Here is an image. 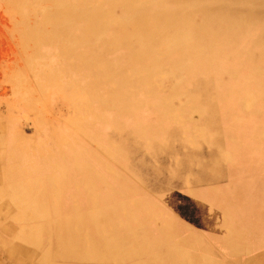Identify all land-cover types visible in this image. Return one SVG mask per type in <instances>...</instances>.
I'll use <instances>...</instances> for the list:
<instances>
[{
    "label": "rangeland",
    "instance_id": "rangeland-1",
    "mask_svg": "<svg viewBox=\"0 0 264 264\" xmlns=\"http://www.w3.org/2000/svg\"><path fill=\"white\" fill-rule=\"evenodd\" d=\"M11 1L14 0H0V153L2 154L0 155V188L3 187L5 190L3 201L8 205H13L9 201L11 193L13 195L17 191L13 189L15 185L21 184L20 199L26 195H29L26 196L27 198L32 199L45 197L46 203L39 210H35L38 212V217L34 210L20 212V216L22 215L19 216L20 241L41 243L39 244L41 254L49 251L48 258L43 261L23 258L25 259L23 262L27 264H119V262L120 264L122 262L126 264H264V220L242 221L234 212L235 209L242 212L251 207L255 216L254 213L257 211L261 213L264 202V160H260L259 156L262 152L264 154V100L253 106L244 100L247 94L255 95L260 88L264 89V73L256 77L254 75L259 61L251 58L259 54L264 55V45H257L264 31V0H159L153 6L150 4L151 0H138L139 12L134 23L142 30H146L147 21L151 18L162 21L165 15L172 13L179 18L170 22L168 25L170 29H176L177 24L181 23V18L197 25L201 21L200 14L232 16L245 19L247 24H244V28L235 37H225L227 40L233 38L231 42H227L231 56L220 68L212 69L211 66L193 64L183 70L174 81L163 79L161 76L160 80L153 82L152 89L146 95L142 92L143 83H138L134 88L133 97L137 100L135 101L138 103V109L129 106L126 111L118 113L101 110L100 121L92 118V107L87 113H74L61 99L50 97L45 88L43 91L34 90V97L30 98L33 101L30 107L23 103L21 98L23 93L16 92V89L20 90V74L25 70L21 56L27 55L29 51L20 47L18 25L51 29L52 24L44 21L41 11L51 12L52 7L50 0L41 2L36 0V11L26 12L25 16H22L11 9ZM80 1L95 10L105 11L109 7L107 0ZM76 2L78 5V0ZM113 2L119 3V0ZM114 14L120 15L118 7L114 9ZM97 15L99 12H95L92 18H97ZM251 21L253 22L250 23ZM77 24L80 25L74 23V29L69 31H78ZM169 28L160 30L172 31ZM225 42L220 43L217 49L219 50ZM39 65L46 69L55 64L52 61H39ZM262 69L263 65L260 66V70ZM23 80L26 86L27 83L32 85L37 79L26 74ZM178 81L180 96L168 91ZM102 97L106 95L102 93ZM225 114L228 116L227 121L220 122ZM170 122L172 124H168ZM229 125L237 132L239 128L244 127L243 139L247 147L245 153L239 150L241 142L234 144L225 136L224 132ZM139 130H144L141 139L138 135ZM151 130L155 133H151ZM87 138L93 147L96 144L103 153L115 149L117 163H112L113 157L108 161L112 172L109 173L103 168L100 184L90 183L89 188H86L83 184L80 187L78 182L77 186L73 185V188L66 186L52 195V187L49 188L48 181H52L50 178L60 179L59 172L63 169L70 171L73 161L88 156L96 172L100 173L99 170L104 167L100 166L103 159H97L95 154L99 153L93 151L94 148L86 141ZM250 139L255 142L248 141ZM170 142L172 144L169 145ZM100 156L99 154L98 157ZM211 169L214 170L213 173ZM72 173L75 174V171ZM251 183L256 184L255 187L251 186ZM246 184L249 186L242 196L247 198V203L246 200H240L242 202L239 204V192L243 191L240 189H244ZM10 186L13 190H10ZM30 188L34 192L32 190L30 192ZM38 193L43 196H38ZM95 199L100 203L98 210L114 206L113 216L109 220L101 221L97 227L73 222L72 227L67 231L69 234L71 232L73 241L77 240L85 245L96 242L98 235H103L106 241L115 237L118 243L115 253L108 256L109 258H103L104 262L101 259L96 261L91 257L80 260L72 257L56 258V260L53 241L59 237L61 231L48 224L57 220V222L62 221L67 215L72 220L78 212L80 214L89 212V209H94L91 203L96 201ZM64 201H68L67 205H64ZM0 204L3 203L0 201ZM43 223L48 224L45 226ZM34 236L37 238L34 239ZM122 252L124 254L120 255Z\"/></svg>",
    "mask_w": 264,
    "mask_h": 264
},
{
    "label": "bare ground",
    "instance_id": "bare-ground-1",
    "mask_svg": "<svg viewBox=\"0 0 264 264\" xmlns=\"http://www.w3.org/2000/svg\"><path fill=\"white\" fill-rule=\"evenodd\" d=\"M41 1L42 0H40V2ZM72 1L73 0H50L51 7H52L51 12L48 11L47 13H45V11H41V14H42L44 21H47L48 23L52 24V28L49 30H44L40 26L23 27V26H20L17 24L18 25V31L17 30L16 31L20 36V43H19L20 47L24 50L28 49L29 53L27 55L21 56L22 63L24 65L25 70L24 71L22 70V73L20 74V85H19L20 90L16 89V92L20 91V93H23V97H21L23 100V103L27 107H30L32 102H33L30 98L33 99L34 90L43 91L45 88L46 91L49 93L50 97H58L59 99H61L63 101V103L66 105V107H68V109L71 108L74 111V113L75 112L87 113L89 108L92 107V118L95 119L96 121L101 120L100 113H99V112H101V110H109V111H114V112L118 113V112L126 111V108H128L129 106H131L133 109H136L138 107V103L136 102L137 101L136 99H133V97L135 94L134 88H136V85L138 83H143L142 92H144V94L146 95L152 89L153 82H157L158 80H160L159 78L161 76H163V79H168L169 81L170 80L174 81L175 78H178L180 76V74L182 73L183 70L188 69L193 64L194 65L197 64L198 66H206V65L211 66L212 69H216L217 67L220 68L222 64L226 63L228 57L231 56L230 49H227V47H229L227 42H231L233 38L227 40V39H225V37H233V36L235 37L236 35H238L241 32L240 30L244 28V24H247L245 19H238V18L232 17V16H226L225 17L222 15L221 16H217V15L211 16V15L200 14L199 16L201 18V21L199 24H197V25L195 23L192 24L190 21H186V20H184V18H181V23L177 24V27H175L176 29H170L168 27L170 22L172 20H175L176 18H179V16L172 13L171 15H165L163 17L162 21H158L154 18H151L150 21H147L148 27L146 28V30H142L140 28V26H137L134 23L135 19L137 18L136 14H137V12H139V5L137 3L138 0H119V3H114L113 0H107L109 7H108V9L106 8L107 10L104 9L105 11H101L98 9L95 10L92 7H90L87 3L82 2L80 0H78V5H77L76 0H74V2H72ZM158 1L159 0H151V2H150L151 6L158 3ZM104 2H105V0H104ZM10 6L14 12L16 11L18 14H20L22 16H25L26 12L27 13H29V11L35 12L37 9L36 8V0H14ZM116 7H118L120 15L114 14V9H116ZM95 12L96 13L99 12V15H97V18H92L93 14ZM23 18H21V19H23ZM141 18H143V17H141ZM144 18H146V17H144ZM252 22L253 21H251L250 23H252ZM74 23H80V25L77 24L79 29H76V30H78V31H73V30L69 31L71 29H74ZM161 28H166V29L169 28L172 31H162V30H160ZM107 30H109V31H107ZM222 42H225V44L218 50L217 49L218 45ZM260 44L264 45V31L261 33V37H260V39H258V42H257V45H260ZM173 56H176V57L173 58ZM251 58L255 59L256 61H259L256 68H255L254 75H255V77L260 76L262 73H264V55L259 54V56L251 57ZM39 61H44V62L52 61L55 65L48 66V68L44 69V68L40 67L41 65H39ZM235 62H236V60H235ZM261 65H263L262 70H260ZM193 67L194 66H192V68ZM200 69H202V67H200ZM197 71H198V69H197ZM260 71H262V72H260ZM23 72H25V73H23ZM26 74L28 76L32 75L37 80L35 82H33L32 85L27 83V85L25 86V84H24L25 81L23 80V76L25 77ZM200 83H202V82L200 81ZM221 88H222V86H221ZM222 89H224V88H222ZM168 91L180 96L181 92L179 89V81H178V83L173 84L170 87V90H168ZM24 93H26V94L24 95ZM102 93H104L106 95V97H102ZM221 97H223V96H221ZM18 99H20V98H18ZM226 99H228V98H226ZM35 100H36V98H35ZM244 100L247 104L252 105V106L260 103L261 101L264 100V89L260 88L258 90L257 94H255V95L247 94V96L244 98ZM209 102H210V100H209ZM208 104H210V103H208ZM181 107H183V106H181ZM162 110H164V108ZM98 113H99V115H97ZM169 113H171V112L169 111ZM227 114H225L224 117H221L220 122L225 123V121H227V117H228ZM159 119H160V116H159ZM175 120H176V118H175ZM230 123H232V122H230ZM133 124H134V122H133ZM168 124H172V123L170 122ZM234 124H236V123H234ZM161 125H162V123H161ZM173 125H174V122H173ZM165 126H167V125H165ZM176 126H177V124H176ZM194 126H193V128H194ZM197 126H199V125H197ZM116 127L118 129L119 125ZM132 127H133V125H132ZM144 127H146V126H144ZM205 127H207V126L205 125ZM240 127H242V125ZM151 128H152V125H151ZM164 129H166V128H164ZM226 129L227 130L224 132L225 136L228 137V139L231 140L234 144L236 142H241L239 145V150L241 152L245 153L247 150V147H245V143H244V139H243L244 127H242L241 129L239 128V132H237L234 129V127L231 125H229V128H226ZM143 131L139 130V134H138L140 136L139 139H141V137H143V133H144ZM151 133H155V132H152V130H151ZM174 134H175V132H174ZM214 135H212V136L214 137ZM170 136H171V134H170ZM187 136H189V135H187ZM217 137H218V135H217ZM131 138H133V137H131ZM136 138H138V136ZM151 138H153V137H151ZM139 139H138V143H139ZM165 139H167V137ZM176 139H177V137H176ZM215 139H216V137H215ZM224 139H225V137H224ZM150 140H152V139H150ZM162 140H163V138H162ZM251 140L252 139H250L248 141H251ZM86 141H88V143L92 146V144L90 143L88 138L86 139ZM252 141L255 142V140H252ZM57 142H58V140H57ZM92 142H93V140H92ZM144 142L145 141H143V143ZM187 142H189V141H187ZM159 144H161V143H159ZM170 144H172V143L170 142L169 145ZM94 146L96 148L92 146L94 148L93 151H95V152L97 151L101 155L100 157H98L99 154H95L97 159H100V158L103 159L102 160L103 162L101 163L100 166H104V167H102L99 170L100 173L96 172L93 169L94 165L91 164L92 160L90 161L88 156H85V158H83L81 160H79V159L75 160L72 162V164L69 168L70 171H68L67 169L66 170L63 169L62 172H59L60 173L59 174L60 179L54 178L55 179L54 180L53 178H50V179H52V181H48L50 183L49 188H50V186L52 187L51 188L52 195L57 193L59 189H61V188L63 189L66 186H71V188H73V185L77 186L78 182H80L78 184L80 187L83 184L86 186V188H89L90 183L93 185L100 184L101 183V174L103 172V168L106 171H109V173L112 172L110 169L111 168L110 164H108V161H109V159H111L113 157L112 163L113 164L117 163L115 161V158H116L115 149H113L112 151L108 150V151L103 153L102 150L99 147H97L96 144ZM155 146H157V145H155ZM161 146L163 147L162 144H161ZM12 150H15V149H12ZM18 151L20 152V150H18ZM155 153H156V151H155ZM0 155H2V154L0 153ZM153 155H155V154H153ZM259 156L261 157L260 160H264L263 152ZM95 162H98V161H95ZM259 163L262 164V162H259ZM18 165H20V164H18ZM59 167H60V165H59ZM59 167H57V168L59 169ZM95 167H97V166H95ZM257 167L260 168L258 164H257ZM54 171H56V170H54ZM74 171H75V174L72 173ZM211 171H212V169H211ZM213 171H212V173H213ZM77 173L78 174L80 173V175H78ZM240 174H242V171ZM34 175H36V174H34ZM73 175H75V176H73ZM16 178H17V176H16ZM34 178H35V176H34ZM40 180L41 179H39V181ZM43 180H44V178H43ZM27 181H29V180H27ZM8 182H6V183H8ZM23 182L24 181H22V184H23ZM48 182H47V184H48ZM38 184L40 185V183H38ZM43 184H44V182H43ZM9 185H7V186H9ZM20 185H15L16 188L15 187L13 188V189H17V191H15V193L13 195L11 193V200L9 202L13 205H8V206H14L17 209V211H19V213L21 211L23 213L25 210H34V211L39 210V208L46 203L44 201L45 197L44 198H38V199H32L30 197L27 198L29 195H26V193H25V195L27 197L24 196L23 198L20 199V196H21L20 195ZM246 185L247 186L244 189H242V188L240 189L243 191L239 192L240 197L238 198V200L239 201L240 200H246V203H247V198L242 196V194H245V189L249 186V184H246ZM250 185L251 186L254 185V187H255L256 184L251 183ZM38 187H40V186H38ZM47 187L48 186H46V188ZM9 188H10V190H13L11 186ZM76 188H78V187H76ZM26 189L28 190V188H26ZM29 190H30V192H31V190L33 191V189H31V188ZM8 192H10V191H8ZM30 192H29V194H30ZM43 193H45V191ZM68 194H69V192H68ZM236 194L237 193H235V195ZM61 195H62V193H61ZM38 196H40L39 193H38ZM41 196H43V194ZM108 196H110V195H108ZM62 198H63V196H62ZM65 199L68 200V198H65ZM257 201H258V199H257ZM66 202H68V201H64V205H67ZM241 202L242 201H240L239 204H241ZM52 203H53V201H52ZM91 204H92L94 209L91 208V209H89L90 210L89 212L86 211V213H84V214L83 213L80 214L77 211L78 213L76 212L77 214L74 216V218L72 220L70 219L71 217L69 215H67L62 221L57 222L58 221L57 220L55 223H51V224L43 223V225H45V226L47 224L52 225L55 228H59L61 231L59 237L57 239H55V241H53V242H55L54 243V245H55V247H54L55 256L53 255L55 257V259L56 258L64 259V258H71L72 257V258H76V259L80 260V259H84L87 257H91L92 259H95L96 261H98L100 259L102 260L103 258L108 257V256L112 255L113 253H115V251L118 247V243L116 242L115 237L114 238L112 237L109 239V241L108 240L106 241V239H104L103 235H98L96 242L85 245L84 243L78 242L77 240L73 241L71 236H70L71 232L69 234V232L67 231L68 228L70 229L72 227L73 222L75 224H81V223L85 224L86 223L88 226L90 225L93 227L94 226L97 227L101 223V221L109 220L110 217L113 216V214L115 213L114 206L108 207L106 209L103 208V210H98L99 209L98 205H100V203L97 202V200ZM100 207H102V206H100ZM15 208H14V210H15ZM66 208H68V206H66ZM252 209H253V207H252ZM48 210H50V209H48ZM68 210H70V209H68ZM77 210H78V207H77ZM83 211H85V210H83ZM35 212H33V213H35ZM66 212H67V210H66ZM234 212H235L236 216L238 218H240V220H242V221L245 219L264 220V202H262L261 213H257L258 211L256 213H254L255 216H258V217H255L253 215V211L251 210V207L242 211V212H239L237 209H235ZM49 213H48V215H49ZM35 214L37 217L39 216L38 212H36ZM43 214H44V212H43ZM33 216H35V215H33ZM41 217H42V215H41ZM50 219H49V221H50ZM36 222H37V219H36ZM40 222H42V221H40ZM247 222H249V221H247ZM34 226H35V224H34ZM46 229L47 228H45V230ZM28 231H30V230L28 229ZM32 232H34V231L32 230ZM32 232H31V234H32ZM118 232L119 231H117V233ZM145 233H146V231H145ZM160 233H162V232L160 231ZM29 235H28V237L32 236L33 234L30 236ZM40 235H38V236H40ZM36 236H34V239ZM54 236H56V235H54ZM106 236H107V234H106ZM45 237H47V235H45ZM118 237H119V235L117 236V238ZM139 237H141V236H139ZM31 239H33V238H31ZM140 239H142V237ZM118 242H120V241L118 240ZM24 243L26 245H28V244H31L34 242L33 241L32 242H23L22 241V244H24ZM147 244L148 243H146V245ZM47 246H49V245H47ZM131 250H133V247ZM119 251H120V249H119ZM121 251H123V250H121ZM123 252L120 255L124 254ZM48 254H49V251L47 253L45 252V254H43L42 256L46 257ZM131 254L132 253H130V255ZM88 259H90V258H88ZM176 259H178V258H176ZM120 260L121 259H119V261ZM127 260H129V259H127ZM172 260L174 261V259H172ZM108 262H109V259H108ZM87 263H89V262H87ZM110 263H112V262L110 261ZM124 263L122 262L121 264H124ZM119 264H120V262H119ZM132 264H135V263H132ZM145 264H147V263H145Z\"/></svg>",
    "mask_w": 264,
    "mask_h": 264
},
{
    "label": "crops",
    "instance_id": "crops-1",
    "mask_svg": "<svg viewBox=\"0 0 264 264\" xmlns=\"http://www.w3.org/2000/svg\"><path fill=\"white\" fill-rule=\"evenodd\" d=\"M4 191V188L1 187L0 201L3 204H0V264H20L25 259L40 261L42 258H48V255L42 256L45 253H40V243L21 244L20 213L14 206H8L3 201Z\"/></svg>",
    "mask_w": 264,
    "mask_h": 264
}]
</instances>
